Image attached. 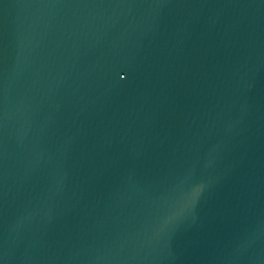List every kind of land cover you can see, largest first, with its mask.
Instances as JSON below:
<instances>
[{
    "label": "water",
    "instance_id": "obj_1",
    "mask_svg": "<svg viewBox=\"0 0 264 264\" xmlns=\"http://www.w3.org/2000/svg\"><path fill=\"white\" fill-rule=\"evenodd\" d=\"M0 264H264V0H0Z\"/></svg>",
    "mask_w": 264,
    "mask_h": 264
}]
</instances>
